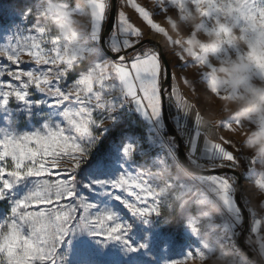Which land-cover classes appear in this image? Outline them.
<instances>
[{"label":"rangeland","instance_id":"rangeland-1","mask_svg":"<svg viewBox=\"0 0 264 264\" xmlns=\"http://www.w3.org/2000/svg\"><path fill=\"white\" fill-rule=\"evenodd\" d=\"M89 1L0 3V264H256L238 243L236 177L190 172L161 127L136 123L135 54H105L109 13L101 30L104 1ZM148 37L219 129L214 157L191 164L242 172L264 261V0H118L109 49Z\"/></svg>","mask_w":264,"mask_h":264},{"label":"crops","instance_id":"crops-1","mask_svg":"<svg viewBox=\"0 0 264 264\" xmlns=\"http://www.w3.org/2000/svg\"><path fill=\"white\" fill-rule=\"evenodd\" d=\"M83 3L90 12L91 2L86 0ZM105 19L106 15L103 11L101 30L105 24ZM134 54L135 56L130 61L133 72L129 70V77L132 78L136 89L133 103L135 100L140 99L150 119L140 116L136 108L135 110L138 112L140 118L147 122L158 120L162 113L161 85L164 75L163 63L159 52L150 46L141 48ZM178 78H181V76L172 68V86L168 96L173 97L174 102L180 109V132L182 139L188 145L195 160L208 161L216 153L217 141L220 137L219 129L215 126L214 122H211L204 116L191 100L184 97ZM140 90H144V95L140 93Z\"/></svg>","mask_w":264,"mask_h":264},{"label":"water","instance_id":"water-1","mask_svg":"<svg viewBox=\"0 0 264 264\" xmlns=\"http://www.w3.org/2000/svg\"><path fill=\"white\" fill-rule=\"evenodd\" d=\"M117 12H118V0H111V8L106 21L102 36H101V47L105 54L111 57L113 60H120L123 55H127L128 59L131 56L143 48L144 46L151 45L157 48L161 61L163 63L164 75L161 85V98H162V118L165 127L168 130V133L173 137L174 141L177 143V154L180 162L185 166L190 172L201 175V176H211V175H232L237 179V186L235 191V199L238 204V207L241 211L244 227L240 233L238 243L245 253V255L256 264H264L263 259L255 251H253L247 244V237L251 231V217L250 213L247 210V207L243 203L242 194H243V182L244 177L240 170L229 167H209V168H198L191 164L190 160L187 157L186 150L184 147V142L181 134L174 126L168 107V93L172 86V66L168 59L167 52L163 44L152 37L145 38L140 42L132 45L122 52H113L107 46V38L114 31L115 24L117 21Z\"/></svg>","mask_w":264,"mask_h":264},{"label":"built area","instance_id":"built-area-1","mask_svg":"<svg viewBox=\"0 0 264 264\" xmlns=\"http://www.w3.org/2000/svg\"><path fill=\"white\" fill-rule=\"evenodd\" d=\"M78 1H81V2H85L86 0H78ZM104 1V4H105V13H106V16L108 15V13L110 12V8H111V0H103ZM124 107L127 111H130L131 113L135 114L141 121H143V125L147 126V125H153L155 127H157L158 129H160L161 127V134L163 137H165L166 139H173V137H171L168 133V130L167 128L165 127V125H160L159 126V123H149L143 119L140 118L138 112L135 110V107H134V104H133V100L132 99H129V100H126L125 104H124ZM186 154H187V157L188 158H192L193 155L190 153V151L188 149H186Z\"/></svg>","mask_w":264,"mask_h":264},{"label":"trees","instance_id":"trees-1","mask_svg":"<svg viewBox=\"0 0 264 264\" xmlns=\"http://www.w3.org/2000/svg\"><path fill=\"white\" fill-rule=\"evenodd\" d=\"M13 1H16V0H0V3H10ZM135 121L138 125H142V122L140 119L135 118ZM172 122H173L174 126L177 128V130L179 131L178 126L173 119H172ZM121 125L122 124H119L116 128L112 129L111 132L109 133V135L105 138V140L102 143L104 149L110 144V141L116 140L118 138L120 131H121V128H122Z\"/></svg>","mask_w":264,"mask_h":264},{"label":"bare ground","instance_id":"bare-ground-1","mask_svg":"<svg viewBox=\"0 0 264 264\" xmlns=\"http://www.w3.org/2000/svg\"><path fill=\"white\" fill-rule=\"evenodd\" d=\"M121 59H128V56L127 55H123L122 57H121ZM140 93H142L143 95H144V90H140Z\"/></svg>","mask_w":264,"mask_h":264}]
</instances>
